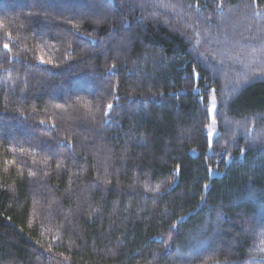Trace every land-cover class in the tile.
<instances>
[{
    "label": "trees",
    "instance_id": "trees-1",
    "mask_svg": "<svg viewBox=\"0 0 264 264\" xmlns=\"http://www.w3.org/2000/svg\"><path fill=\"white\" fill-rule=\"evenodd\" d=\"M0 264H264V0H0Z\"/></svg>",
    "mask_w": 264,
    "mask_h": 264
},
{
    "label": "rangeland",
    "instance_id": "rangeland-1",
    "mask_svg": "<svg viewBox=\"0 0 264 264\" xmlns=\"http://www.w3.org/2000/svg\"><path fill=\"white\" fill-rule=\"evenodd\" d=\"M216 113H217V103L216 101L213 99L211 101V105H210V119H211V123L209 125L208 128V135H209V141L212 144L215 136L218 134V124L216 121Z\"/></svg>",
    "mask_w": 264,
    "mask_h": 264
},
{
    "label": "snow or ice",
    "instance_id": "snow-or-ice-1",
    "mask_svg": "<svg viewBox=\"0 0 264 264\" xmlns=\"http://www.w3.org/2000/svg\"><path fill=\"white\" fill-rule=\"evenodd\" d=\"M4 47H5V48H8L9 45L5 44ZM41 61L44 62V61H43V57H41ZM107 107H108V109H111V108H112V105L109 104Z\"/></svg>",
    "mask_w": 264,
    "mask_h": 264
}]
</instances>
